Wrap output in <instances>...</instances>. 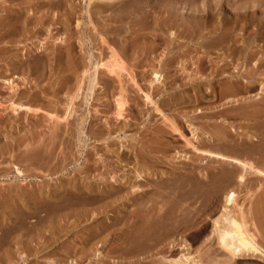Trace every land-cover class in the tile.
<instances>
[{"label":"rangeland","instance_id":"obj_1","mask_svg":"<svg viewBox=\"0 0 264 264\" xmlns=\"http://www.w3.org/2000/svg\"><path fill=\"white\" fill-rule=\"evenodd\" d=\"M197 8L202 25L251 27L190 36ZM263 29L264 0H0V264H264L228 261L214 233L226 192L191 173L222 167L204 155L233 150L213 142L224 124L247 146L234 155L264 170V117L250 114L264 107ZM234 38L260 49L252 61L227 56ZM240 70L255 89L219 98ZM224 165L264 247V174L241 185Z\"/></svg>","mask_w":264,"mask_h":264},{"label":"bare ground","instance_id":"obj_2","mask_svg":"<svg viewBox=\"0 0 264 264\" xmlns=\"http://www.w3.org/2000/svg\"><path fill=\"white\" fill-rule=\"evenodd\" d=\"M164 8V7H163ZM201 8V7H200ZM167 10V12H168V16L166 17L167 19L169 18V16H170V11H169V8L167 7L166 8ZM194 9V8H193ZM192 9V10H193ZM202 9V8H201ZM201 9H199V10H201ZM198 8L196 9V10H193L194 12L192 13V14H190V17H193L194 18V22L193 21H191V23L189 24H186V23H184L183 21L181 22V26H183L184 25V31H190V36H191V34H192V36H196V35H198V34H200V37L202 38L206 33L204 32V30H206V29H209V32H208V34L207 35H211L210 37H213V38H215V39H221V41H223V40H225L224 38H227V37H229L228 35H229V32L228 31H232V30H235L236 28H238V26L240 25L241 26V28L242 29H244V30H248L251 26H250V24H251V22L249 23V22H247V21H245V22H240L237 18H233L232 19V17L230 18V19H228V20H226V19H220V20H218L216 17V20L214 19L213 20V22L211 23V22H206L205 24L203 23V25H202V21H201V19L200 18H203V16L202 15H200V13H198ZM148 11V10H147ZM213 11H214V9H213ZM212 11V12H213ZM151 12V11H150ZM214 12H216V11H214ZM149 13V12H148ZM209 14V13H208ZM164 15H165V13H164ZM211 15H215V14H210V16ZM208 16V15H207ZM219 17V16H218ZM161 18V17H160ZM165 18V17H164ZM206 18H208V17H206ZM210 18V17H209ZM208 18V19H209ZM211 18H212V16H211ZM220 18V17H219ZM166 19V20H167ZM164 20V19H163ZM172 21H174V20H172ZM201 21V22H200ZM205 21V20H204ZM203 21V22H204ZM212 21V20H211ZM216 21V22H215ZM166 23V22H165ZM169 23V22H168ZM175 24H177V23H175ZM258 25V24H257ZM256 25V26H257ZM260 25V24H259ZM259 25H258V27H259ZM261 26H263L262 24H261ZM190 27V29L188 30L187 28H189ZM264 30V29H263ZM259 32L260 31V29L258 28V29H254V31H253V33H255L256 34V32ZM228 32V33H227ZM187 32H185V34H186ZM222 33V35L221 36H218L219 34H221ZM186 35H188V34H186ZM207 35H205V36H207ZM233 37H236V35L235 36H233ZM223 39V40H222ZM231 39V38H230ZM235 39V40H234ZM233 39V41H232V43H230V42H228V43H230V44H227V45H225V47L224 48H226L227 50H228V52L229 53H227V56L229 57V56H238V55H235L236 53V51L237 50H239L238 52H240V54H241V50L243 51V53L244 54H242L240 57H242V58H244L245 60H248L247 62H249L250 60L252 61L253 59V57H254V55H256V53H258L259 51H260V49H252V44H246V45H238V40L236 41V39L237 38H234ZM244 40H246V39H244ZM226 41V40H225ZM228 41V40H227ZM210 42V41H209ZM216 42V41H215ZM218 42H220V40H218ZM217 42V43H218ZM223 43V42H222ZM227 43V42H226ZM202 44V43H201ZM211 44V43H210ZM213 44H214V42H213ZM220 44V43H219ZM245 44V43H244ZM222 45H224V44H222ZM222 45H219V46H222ZM208 46H209V44H208ZM213 46V45H212ZM206 47V46H205ZM216 47H217V45H216ZM264 47V46H263ZM222 48V47H221ZM263 50V49H262ZM207 51H209V50H207ZM207 51H206V54H207ZM211 51V50H210ZM209 51V52H210ZM238 54V53H237ZM111 58L112 59H109V61L107 62V63H104L105 64V66L107 67V69L108 70H110L111 72H113V73H116L118 76H121V74L118 72L119 71V69H123V61L121 60V56H120V54L117 52V51H115V50H113L112 51V55H111ZM237 58H239V57H237ZM237 58L235 59V60H237ZM234 59H232V60H234ZM241 59V58H240ZM259 59V58H258ZM260 60H261V63L259 64V69H261L260 67H264V58L263 59H261V57H260ZM259 61V60H258ZM100 63V62H99ZM104 64H102L103 66H104ZM249 64V63H248ZM225 65V64H224ZM237 65H238V63H237ZM246 65V64H245ZM220 66H222V67H224L223 65H220ZM219 66V67H220ZM97 67V66H96ZM256 67V66H255ZM255 67H254V69H255ZM105 68V67H104ZM247 68V67H246ZM258 68H257V70H258ZM252 69H253V67H252ZM223 70H224V68H223ZM245 70H247V69H245ZM249 70V69H248ZM109 71V72H110ZM219 69L217 70V73H219ZM242 70H240L239 72H237L236 74H235V76H228V77H230V79H228V80H226L224 83V85H223V87L220 89V91H219V94H218V96H219V98H223V97H225L226 95H228V94H238V93H240V92H244V93H246V92H251L252 90H254L255 89V86L253 85V82H254V80L253 79H251L250 78V73L248 72V73H245V72H241ZM260 71V70H259ZM108 72V73H109ZM110 72V73H111ZM251 72V71H250ZM123 73V72H122ZM213 73V72H212ZM216 73V74H217ZM112 74V73H111ZM215 74V75H216ZM220 74V73H219ZM251 74H253V72H251ZM218 75V74H217ZM216 75V76H217ZM220 76V75H219ZM255 76V74H253L252 75V78ZM214 77V76H213ZM227 77V76H226ZM122 78V77H121ZM224 78V77H223ZM221 80V79H220ZM258 80V79H257ZM256 80V81H257ZM10 82V81H9ZM13 81H11V83L10 84H12L11 86H13V83H12ZM17 85V84H16ZM216 86V85H215ZM12 89H13V87H11ZM80 88V87H79ZM212 92H214V96H215V91H212ZM76 95L78 96V94L76 93ZM75 95V96H76ZM240 95V94H239ZM148 96V95H147ZM217 96V97H218ZM238 96V95H237ZM248 96V95H247ZM149 97V96H148ZM232 97V96H231ZM233 98V97H232ZM239 98V97H238ZM238 98H237V100H236V103L234 104V105H231V107H235V106H239L240 105V102H239V100H238ZM245 98H246V96H245ZM211 99V98H210ZM230 99V98H229ZM234 99H236V98H234ZM242 100V99H241ZM247 101V100H246ZM233 102H234V100H233ZM230 103V102H229ZM15 105V104H14ZM13 105V106H14ZM23 105V104H22ZM246 106H251L252 105V103H246L245 104ZM15 106H18L19 107V104L18 105H15ZM20 107H22V106H20ZM24 107V106H23ZM15 108V107H14ZM250 108V107H249ZM253 107H251V109H252ZM255 110H256V108H255ZM248 111H250L249 109H248ZM253 111V110H252ZM261 111H262V113H261ZM261 111H259V112H257V111H254V112H249L253 117H255V115L257 114V113H260V114H263V117H264V107H263V109H261ZM247 115V114H246ZM249 115V114H248ZM239 116V115H238ZM251 116V117H252ZM257 117V116H256ZM258 117H261V116H259L258 115ZM258 117L256 118V119H258ZM253 119V118H252ZM263 120H264V118H262ZM262 119H261V121H262ZM260 121V120H259ZM259 121H256L257 123L259 122ZM256 122H255V124H256ZM221 125V124H220ZM222 129L219 131V133H217V135L216 136H212V139H213V142L214 143H217V144H221V146H223L224 144H226V147H224L223 146V148H227L228 147V145H229V147H231V148H233V150L232 149H230L229 147V149H228V151H230V153L228 152H222V151H215V149L214 150H212L211 149V147H210V149H207V150H205V151H207V153H208V155H204V157H207L208 159L210 158L211 159V162L212 161H216V162H214V164H216V163H219L220 165H222V167L221 168H218V167H215V168H217L218 170H215V169H212V170H207V172H205V174L203 173V170H200L199 172H195L196 171V169L195 168H193L192 167V170H191V173L199 180V181H201V182H203V183H213L214 184V188H215V192L217 191V192H222V191H225V192H223V193H225L224 195H225V200H226V204H225V206H224V210H223V212H222V214L220 215V217H218V218H216L215 220H214V233L216 234V236H217V243H218V245L220 246V249H223V251L226 253V256L228 257L229 256V260L228 261H230V260H234V259H237V258H239V257H243V256H252V257H263L264 258V247L259 243V241H258V239H257V234L255 233V231L254 230H252L251 229V227H250V224L252 223V217H250V211H248V210H245V209H243L242 207H239V212H236L235 213V211H233L232 210V208H231V204L233 205H236V203H237V194H238V192H237V190H236V188H233L232 187V185H230V184H232V183H235V182H232L233 180L232 179H234L233 177V175H234V173H235V170H234V172L230 175V171H231V169H228V167H226L224 164H227V165H236V166H234V167H236L237 168V166L240 168V170H238V171H240L239 173L240 174H238L237 175V179H238V182L242 185V184H245V181L247 180V174L246 173H249L250 171L249 170H252V169H254V171L255 172H257V173H259V174H264V170H262V169H260V168H258L257 166L255 167L254 166V163L252 162V161H250V160H248L247 158L245 159V158H242V157H238V155L236 156V155H234V153H235V151H236V153H239V151H241V153L242 152H245V150H247L246 149V147H244V145H245V141L244 140H240V141H238V139H235V138H231L230 136L231 135H229L230 133H228V131L226 130V128H227V126L224 124V125H222ZM217 130H219V129H217ZM234 136V135H233ZM211 137V136H210ZM210 137L208 138V139H210ZM208 139H207V141H208ZM206 144L209 142H206L205 140H203ZM192 142V141H191ZM210 143V142H209ZM211 143H212V141H211ZM204 146H205V144L204 143H202ZM223 144V145H222ZM202 145V146H203ZM214 145V144H213ZM195 147V149H197V150H202L201 149V147H199V146H197V144L196 145H194ZM207 146V145H206ZM205 146V147H206ZM208 146H210V144L208 145ZM211 146H212V144H211ZM215 146V145H214ZM220 146V147H221ZM218 148H219V146H218ZM222 148V147H221ZM222 148V149H223ZM225 151V150H224ZM227 151V150H226ZM232 151V152H231ZM234 152V153H233ZM254 152V151H253ZM232 153H233V155H232ZM240 153V154H241ZM204 154V153H203ZM208 162H210V160L208 161ZM213 163V162H212ZM210 164V163H209ZM213 164V165H214ZM212 165V166H213ZM211 166V165H210ZM204 168V167H203ZM209 168H211V167H209ZM213 168V167H212ZM238 169V168H237ZM247 171H249V172H247ZM237 174V173H236ZM233 176V177H232ZM192 177V176H191ZM186 180V179H185ZM189 180V179H188ZM236 180V179H235ZM190 182V181H189ZM171 183V182H170ZM183 183V182H182ZM181 183V184H182ZM197 183V182H196ZM175 184V183H174ZM200 184V183H199ZM236 184H237V182H236ZM240 184H237V185H240ZM165 185V184H164ZM163 185V186H164ZM206 185V184H205ZM231 187H230V186ZM170 188V187H169ZM158 189V188H157ZM198 189V188H197ZM156 191V190H155ZM195 191V190H194ZM159 192V191H158ZM177 192V191H176ZM179 192V191H178ZM167 193V192H166ZM198 193V192H197ZM162 194H163V192H162ZM165 194V193H164ZM169 194V193H168ZM186 194V193H185ZM161 195V194H160ZM162 196H164V195H162ZM165 197V196H164ZM158 200V199H157ZM157 200H156V202H157ZM163 200V199H162ZM161 202V201H160ZM157 204V203H156ZM155 204V201H154V203L153 204H151V205H148V207H147V211L146 212H148V213H151V211L153 212L154 210H155V207L158 205H156ZM238 204V203H237ZM156 205V206H155ZM163 205V204H162ZM160 207H162L161 205H160ZM144 208V207H143ZM159 208V207H158ZM156 209H157V207H156ZM145 210V209H144ZM171 210V209H170ZM139 211V210H138ZM163 211V210H162ZM144 213H146L145 211H143ZM158 212V211H157ZM157 212H155V213H157ZM165 213V212H164ZM150 214H148L147 216H149ZM152 215V214H151ZM157 216V215H156ZM165 216V215H164ZM163 216V217H164ZM161 217V216H160ZM146 219V218H145ZM193 219V218H192ZM143 220V219H142ZM192 222V221H191ZM147 224V223H146ZM21 226V225H20ZM49 227V226H48ZM24 229V228H23ZM5 230V229H4ZM28 230V229H27ZM9 235V234H8ZM10 236V235H9ZM12 236V235H11ZM15 237V236H14ZM48 244V243H47ZM48 246V245H47ZM119 249V248H118ZM185 257H186V261H187V264H203L202 263V261L201 260H199V259H196V258H192L190 255H185ZM212 261H214V260H212ZM211 261V262H212ZM210 262V263H211ZM225 262V261H224ZM176 264H182V261H179V260H176V262H175ZM217 262H215V264H216ZM219 263H220V261H219ZM211 264H214V262H212Z\"/></svg>","mask_w":264,"mask_h":264}]
</instances>
